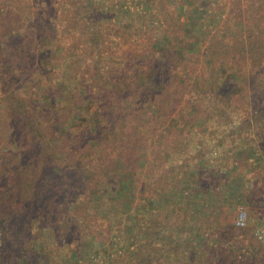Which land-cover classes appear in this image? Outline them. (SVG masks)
<instances>
[{
	"label": "rangeland",
	"instance_id": "obj_1",
	"mask_svg": "<svg viewBox=\"0 0 264 264\" xmlns=\"http://www.w3.org/2000/svg\"><path fill=\"white\" fill-rule=\"evenodd\" d=\"M263 213L264 0H0V264H264Z\"/></svg>",
	"mask_w": 264,
	"mask_h": 264
},
{
	"label": "built area",
	"instance_id": "obj_2",
	"mask_svg": "<svg viewBox=\"0 0 264 264\" xmlns=\"http://www.w3.org/2000/svg\"><path fill=\"white\" fill-rule=\"evenodd\" d=\"M247 217V212L243 207H240L238 209V215H237V219H236V223L238 225H244L245 219ZM262 221H263V225H264V213L262 215ZM258 237L264 241V231L260 232L258 231Z\"/></svg>",
	"mask_w": 264,
	"mask_h": 264
}]
</instances>
